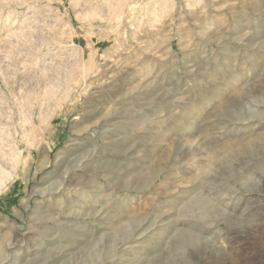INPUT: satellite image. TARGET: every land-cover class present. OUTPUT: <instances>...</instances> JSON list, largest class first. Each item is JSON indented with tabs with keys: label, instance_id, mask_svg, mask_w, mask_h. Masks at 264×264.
<instances>
[{
	"label": "rangeland",
	"instance_id": "1",
	"mask_svg": "<svg viewBox=\"0 0 264 264\" xmlns=\"http://www.w3.org/2000/svg\"><path fill=\"white\" fill-rule=\"evenodd\" d=\"M0 264H264V0H0Z\"/></svg>",
	"mask_w": 264,
	"mask_h": 264
},
{
	"label": "bare ground",
	"instance_id": "2",
	"mask_svg": "<svg viewBox=\"0 0 264 264\" xmlns=\"http://www.w3.org/2000/svg\"><path fill=\"white\" fill-rule=\"evenodd\" d=\"M179 2H181V0H178ZM190 1V0H189ZM207 2V1H206ZM208 3V2H207ZM210 4V3H209ZM211 5V4H210ZM213 5V4H212ZM205 7H206V5H205ZM204 7V8H205ZM209 8V7H208ZM210 9V8H209ZM206 10V9H205ZM12 172V171H11ZM7 175V174H6ZM10 178V177H9ZM226 202V201H225Z\"/></svg>",
	"mask_w": 264,
	"mask_h": 264
}]
</instances>
